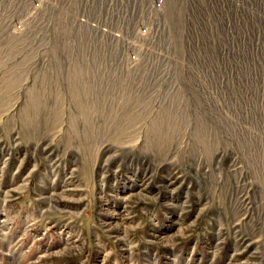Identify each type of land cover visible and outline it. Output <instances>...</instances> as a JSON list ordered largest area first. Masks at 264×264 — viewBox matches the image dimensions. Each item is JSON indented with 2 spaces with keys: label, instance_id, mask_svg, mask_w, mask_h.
I'll use <instances>...</instances> for the list:
<instances>
[{
  "label": "rangeland",
  "instance_id": "374dc122",
  "mask_svg": "<svg viewBox=\"0 0 264 264\" xmlns=\"http://www.w3.org/2000/svg\"><path fill=\"white\" fill-rule=\"evenodd\" d=\"M3 2L0 264H264V146L197 126L181 59L156 82L90 57L87 83L69 51L46 55L34 9Z\"/></svg>",
  "mask_w": 264,
  "mask_h": 264
},
{
  "label": "built area",
  "instance_id": "2783aa9c",
  "mask_svg": "<svg viewBox=\"0 0 264 264\" xmlns=\"http://www.w3.org/2000/svg\"><path fill=\"white\" fill-rule=\"evenodd\" d=\"M90 1L2 0L9 18L15 6L34 9L46 55L69 51L86 80L88 59L97 55L124 81L136 79L137 70L156 81L163 66L164 78L180 57L181 86L195 100L197 124L208 119L216 129L222 120L227 141L247 143L255 134L253 152L259 137L264 146V0H139L138 8L136 0H92L99 7L84 22Z\"/></svg>",
  "mask_w": 264,
  "mask_h": 264
},
{
  "label": "bare ground",
  "instance_id": "6f19581e",
  "mask_svg": "<svg viewBox=\"0 0 264 264\" xmlns=\"http://www.w3.org/2000/svg\"><path fill=\"white\" fill-rule=\"evenodd\" d=\"M6 1H7V0H6ZM82 1H83V0H81V2H82ZM0 5H1V4H0ZM3 6H4V5H3ZM138 6H139V0H136V8H138ZM20 7H21V5H20ZM98 7H99L98 3H97V2H93L92 0H91L89 3H87V5H86V9H85V14H84V16H85V17H84V22H86V21H88V20L90 21V19H91V18L94 16V14L96 13ZM2 8H3V7H2ZM21 8H22V7H21ZM3 9H4V8H3ZM16 9H17V8H16ZM27 9H28V7L26 8V10H27ZM14 10H15V9H14ZM17 10H18V9H17ZM27 11H28V10H27ZM33 11H34V10H33ZM22 12H23V11H22ZM1 13H2V12H1ZM23 13H24V12H23ZM17 14H18V13H17ZM20 14H21V13H19V15H20ZM30 14H31V12H30ZM36 14H37V13H36ZM0 15H1V14H0ZM2 15H3V14H2ZM34 15H35V14H34ZM13 16H14V15H13ZM26 16H28V15H26ZM4 17H5V15H4ZM22 17H23V15H22ZM2 18H3V17H2ZM10 18L12 19V17H10ZM20 18H21V17H20ZM20 18H19L18 20H20ZM36 18H37V17H36ZM23 19H24V17H23ZM25 19H26V18H25ZM31 19H32V17H31ZM31 19H30V20H31ZM34 19H35V18H34ZM13 20H14V19H13ZM16 20H17V19H16ZM18 20H17V21H18ZM14 21H15V20H14ZM20 22H21V24H22L23 21H20ZM26 22H27V21H26ZM38 22H39V20H38ZM84 22L80 24L81 29H84V28H85V23H84ZM1 23H2V21H1ZM28 23H29V22H28ZM33 23H34V21H33ZM7 24H8V23H7ZM11 25H12V24H11ZM27 25H28V27H30L29 24H27ZM12 26H13V25H12ZM22 26H23V25H22ZM24 26H25V25H24ZM24 26H23V28H24ZM0 27H1V26H0ZM8 27H9V26H8ZM8 27H6V28H8ZM13 27H14V26H13ZM33 27H34V26H33ZM38 27H39V26H38ZM38 27H36V28H38ZM95 27H97V26H95ZM4 28H5V27H4ZM10 29H11V28H10ZM21 29H22V28H21ZM28 29H29V28H28ZM32 29H35V28H32ZM2 30H3V29H2ZM5 30H6V29H5ZM13 31H15V30H13ZM23 31H27V30H23ZM31 31H32V30H31ZM83 31H85V30H83ZM0 32H1V31H0ZM2 32H3V31H2ZM27 32H28V31H27ZM63 32H64V31H63ZM11 33H12V31H11ZM14 33H15V32H14ZM22 33H23V32H22ZM22 33H20V34H22ZM85 33H86V31H85ZM20 34H19V36H20ZM24 34H25V33H23L22 35H24ZM27 34H28V33H27ZM30 34H31V33H30ZM83 34H84V33H83ZM6 35H7V34H6ZM25 35H26V34H25ZM14 36H16V34H14ZM14 36H13V37H14ZM5 37L7 38V36H5ZM11 37H12V36H11ZM11 37H10L9 39H10V40H13V39H11ZM13 37H12V38H13ZM26 37H27V36H26ZM16 38H18V37H15L14 39H16ZM23 39H24V38H23ZM26 39H27V38H26ZM6 40H8V39H6ZM24 40H25V39H24ZM21 41H22V40H21ZM21 41H20V42H21ZM25 41H26V40H25ZM36 41H37V40H36ZM1 42H2V41H1ZM9 42H10V41H9ZM28 42L30 43V41H28ZM33 42H34V41H33ZM38 42H39V41H38ZM43 42H44V41H43ZM43 42H41V45H42ZM22 43H23V42H22ZM25 43H27V42H25ZM9 44H11V43H9ZM16 44H17V43H16ZM16 44H15V45H16ZM19 44H20V43H19ZM19 44H18V45H19ZM20 45H21V44H20ZM31 45H32V44H31ZM37 45H39V44H37ZM43 45H44V44H43ZM12 46H13V43H12ZM12 46H11V47H12ZM16 46H17V45H16ZM16 46H15V47H16ZM25 46H26V45H25ZM25 46H24V47H25ZM29 47H30V46H29ZM37 47H38V46H37ZM9 48H10V46H9ZM17 48H18V47H17ZM17 48H16V50H18V51H19V50H22V49H20V48H19V49H17ZM7 49H8V48H7ZM10 49H11V48H10ZM12 49H13V48H12ZM33 49H34V48H33ZM33 49H32V50H33ZM27 50H29V49H27ZM64 50H65V49H64ZM18 51H16V52H18ZM24 51H25V50H24ZM33 51H36V49L33 50ZM19 52H20V51H19ZM31 53H32V52H31ZM31 53H30V54H31ZM37 53H38V52H37ZM28 54H29V53H28ZM28 54H27V55H28ZM5 55H6V54H5ZM31 55H32V54H31ZM36 55H38V54H36ZM25 56H26V55H25ZM28 56H29V55H28ZM41 56H42V54L40 55V58H42ZM55 56H56V55H55ZM97 56H98V55H97ZM45 57H46V56H45ZM59 57H60V55H59ZM25 58H27V56H26ZM43 58H44V56H43ZM56 58H57V57H56ZM71 58H72V57H71ZM29 59H31V57H30ZM92 59H94V58H92ZM179 59H181V58L179 57ZM88 60H89V59H88ZM95 60H97V59H95ZM26 61H28V59H27ZM91 61H92V60H91ZM50 62H51V61H50ZM57 62H58V60H57ZM102 63H103V62H102ZM22 64H23V63H22ZM68 64H69V63H68ZM93 64H94V63H93ZM96 65H97V64H96ZM96 65H95V66H96ZM99 65H100V64H99ZM86 66H87V65L83 66V69L86 70ZM90 66H91V65H90ZM90 66H89V67H90ZM96 67H97V66H96ZM104 67H105V66H104ZM73 68H74V67H73ZM90 68H91V67H90ZM90 68H89V69H90ZM92 68H94V67H92ZM97 68H99V67H97ZM58 69H59V68H58ZM75 69H76V68H75ZM95 69H96V68H95ZM99 69H100V68H99ZM173 69H174V68H173ZM175 69H176V68H175ZM91 70H92V69H91ZM93 71H94V70H93ZM96 71H97V70H96ZM96 71H95V74L97 73ZM106 71H108V70L106 69ZM99 72H100V71H99ZM103 72H104V71H103ZM105 73H106V72H105ZM114 73H115V72H114ZM111 74H112V73H111ZM170 74H171V73H170ZM105 75H106V74H105ZM115 75L117 76L116 73H115ZM171 75H172V74H171ZM174 75H175V74H174ZM174 75H173V76H174ZM92 76H93V75H92ZM92 76H91V77H92ZM101 76H102V74H101ZM116 76H115V78H116ZM69 77H70V76H69ZM88 77H89V76H88ZM102 77H103V76H102ZM106 77H108V76H106ZM130 77H131V76H130ZM95 78H96V77H95ZM95 78H94V79H95ZM98 78H99V75H98ZM175 78H178V76L175 77ZM80 79H81V78H80ZM92 79H93V78H92ZM96 79H97V78H96ZM100 79H101V78H100ZM111 79H112V78H111ZM133 79H134V78H133ZM170 79H171V78H170ZM98 80H99V79H98ZM102 80H103V78H102ZM121 80H122V79H121ZM134 80H136V79H134ZM80 81H81V80H80ZM80 81H79V82H80ZM89 81H90V80H89ZM107 81H108V80H107ZM109 81H111V80H109ZM177 81H178V80H177ZM85 82H86V81H85ZM95 82H96V81H95ZM99 82H100V81H99ZM115 82H116V81H115ZM135 82H136V81H135ZM135 82H134V83H135ZM174 82H175V81H174ZM83 83H84V80H83ZM83 83H82V85H84ZM87 83H88V80H87ZM89 83H90V82H89ZM93 83H94V81H93ZM109 83H112V82H109ZM109 83H107V85H108ZM117 83H118V82H117ZM68 84H69V83H68ZM85 84H86V83H85ZM112 84H113V83H112ZM123 84H124V83H123ZM78 85H79V84H78ZM80 85H81V84H80ZM87 85H88V84H87ZM89 85H90V84H89ZM98 85H100V83H99ZM110 85H111V84H110ZM119 85H122V83L120 82ZM119 85H118V86H119ZM137 85H138V87H139L140 84L138 83ZM69 86H70V85H69ZM92 86H93V85H92ZM105 86H106V85H105ZM123 86H124V85H123ZM123 86H122V87H123ZM134 86H135V85H134ZM178 86H179V85H178ZM99 87H101V86H99ZM106 87H107V86H106ZM120 87H121V86H120ZM136 87H137V86H136ZM75 88H77V87H75ZM80 88H81V86H80ZM83 88H84V87H83ZM83 88H82V89H83ZM86 88H87V87H86ZM116 88H117V87H116ZM127 88H128V85H127ZM127 88H126V89H127ZM140 88H141V87H140ZM179 88H180V87H179ZM100 89H101V88H100ZM107 89H108V88H107ZM118 89H119V88H118ZM132 89H133V88H132ZM134 89H135V88H134ZM145 89H146V88H145ZM119 90H120V89H119ZM121 90H123V89H121ZM151 90H152V89H151ZM180 90H181V89H180ZM123 91H124V90H123ZM128 91H129V90H128ZM144 91H145V90H144ZM144 91H143V92H144ZM177 91H178V90H177ZM177 91H176V92H177ZM132 92H133V91H132ZM141 92H142V91H141ZM145 92H146V91H145ZM176 92H175V94H176ZM183 92H184V91H183ZM120 93H121V92H120ZM122 93H123V92H122ZM129 93H130V92H129ZM134 93H135V92H134ZM177 93H178V92H177ZM123 94H124V93H123ZM132 94H133V93H132ZM178 94H179V93H178ZM179 95H180V94H179ZM181 95H182V94H181ZM121 97H122V96H121ZM137 97H138V96H137ZM140 97H141V96H140ZM171 97H172V96H171ZM111 98H112V97H111ZM113 98H114V97H113ZM118 98H119V97H118ZM178 98H179V97H178ZM141 99H142V98H141ZM121 100H122V99H121ZM189 100H191V99H189ZM122 101H123V100H122ZM175 101H176V100H175ZM180 101H181V100H180ZM192 101H193V100H192ZM192 101H191V102H192ZM74 102H76V101H74ZM117 102H118V101H117ZM117 102H116V103H117ZM170 102H172V101H170ZM194 102H195V101H194ZM118 103H119V102H118ZM188 103H189V102H188ZM191 104H193V103H191ZM195 104H196V103H195ZM189 105H190V104H189ZM182 106H183V105H182ZM171 107H172V106H171ZM194 107H195V105H194ZM167 109H168V108H167ZM167 109H166V110H167ZM192 109H193V108H192ZM195 110H196V109H195ZM191 111H192V110H191ZM192 112H193V111H192ZM172 113H173V112H172ZM139 114H140V113H139ZM195 114H196V112H195ZM172 116H173V115H172ZM173 117H174V116H173ZM168 118H169V117H168ZM220 118H221V117H220ZM154 119H156V118H154ZM158 121H159V120H158ZM183 121H184V120H183ZM153 122H154V121H153ZM215 122H216V123H215V127H217V128H216V129H217L216 136H218L219 134H223V131H224V129L227 128V125H228V124H227L226 122L222 121V120H220L219 122L215 120ZM194 123H195V122H194ZM196 123H197V122H196ZM183 124H184V123H183ZM204 124H205V122H204ZM216 125H217V126H216ZM195 126H196V125H195ZM197 126H199V125L197 124ZM211 126H212V125H211ZM221 126L224 128L223 130H221V129H222ZM168 127H169V126H168ZM174 127H175V126H174ZM199 127H200V126H199ZM202 127H204L203 124H202ZM202 127H201V128H202ZM206 127H207V126H206ZM213 127H214V126H213ZM209 128H211V127H209ZM197 129H198V128H197ZM199 129H200V128H199ZM216 129H215V130H216ZM156 130H157V129H156ZM215 130H213V131H215ZM219 130H220V131H219ZM203 131H204V130H203ZM173 132H174V131H173ZM191 132H193V131H191ZM198 132H199V131H198ZM220 132H221V133H220ZM224 133H225V132H224ZM170 134H171V133H170ZM193 134H194V132H193ZM195 134H196V132H195ZM199 134H200V132H199ZM212 134H213V133H212ZM158 135H160V134H158ZM155 136H156V135H155ZM201 136H202V135H201ZM213 136H214V135H213ZM216 136H215V137H216ZM224 136H225V135H224ZM224 136H223V137H224ZM204 137H205V135H204ZM205 139H206V138H205ZM214 139H215V138H214ZM258 140H259V142H260L261 137H259ZM239 141H240V139H239ZM246 141H247L248 144L244 141V139H242V142H243V143H246V146L249 145V146H247V147L245 148V152H246V153H249V156H250V152L253 151V148H252L251 145L254 144V143L256 142L255 134H252V135L250 136V139H248V140H246ZM237 142H238V141H237ZM259 142H257V145L259 144ZM235 143H236V142H235ZM240 143H241V142H240ZM202 144H203V143H202ZM232 144H233V143H232ZM233 145H234V144H233ZM239 147H240V146H239ZM243 148H244V147H243ZM263 148H264V147H263ZM230 149H231V148H230ZM238 149H239V148H238ZM204 150H205V149H204ZM214 150H215V149H214ZM241 151H243V150H241ZM261 151H262V150H261ZM218 152H219V151H218ZM233 153H234V152H233ZM263 153H264V152H263ZM239 154H240V153H239ZM243 154H245V153H243ZM261 154H262V153H261ZM256 155H257V154H256ZM262 155H263V154H262ZM242 156H243V155H242ZM249 156H248V157H249ZM253 157H254V156H253ZM241 158H242V157H241ZM243 158H244V157H243ZM254 158H256V157H254ZM254 158H253V159H254ZM257 158H258V157H257ZM263 159H264V158H263ZM245 160L247 161V158H246ZM254 161H256V160H254ZM257 161H258V160H257ZM247 162H248V161H247ZM249 163H250V162H249ZM250 164H251V163H250ZM253 164H254V163H253ZM228 165H229V164H228ZM255 165H258V164H255ZM255 165H254V167H255ZM232 166H233V165H232ZM254 170H255V169H254ZM262 171H263V170H262ZM256 172H257V171H256ZM260 172H261V171H260ZM256 174H257V173H256Z\"/></svg>",
  "mask_w": 264,
  "mask_h": 264
}]
</instances>
